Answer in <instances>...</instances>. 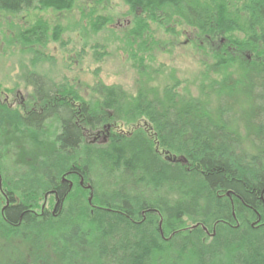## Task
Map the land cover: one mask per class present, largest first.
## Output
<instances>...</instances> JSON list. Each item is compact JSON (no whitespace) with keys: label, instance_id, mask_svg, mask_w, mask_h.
<instances>
[{"label":"trees","instance_id":"obj_1","mask_svg":"<svg viewBox=\"0 0 264 264\" xmlns=\"http://www.w3.org/2000/svg\"><path fill=\"white\" fill-rule=\"evenodd\" d=\"M78 1L0 0V13H69ZM123 2L133 17L126 52L134 62H143L157 49L149 22L163 27L174 23L190 28L209 44L226 36V44L219 42L222 48L212 51L216 69L246 63L249 54V66L264 79V0ZM109 23V18L96 16L92 26L98 32ZM48 30L46 21L36 20L21 32V46L45 45ZM51 34V40L58 42L60 28L53 27ZM32 80L25 81L33 87L38 109L19 118L20 126L37 135L53 120L58 133L51 155L35 163L20 184L52 197L53 205L57 198L62 209L52 216L50 204L42 210L17 198L14 190L4 189L0 228L7 235L27 232V237H49L53 255L37 252L26 260L0 264H67L69 253L76 255V249L91 250L95 264H155L156 257L167 258L157 264H264V163L236 153L238 143L228 139L224 129L209 135L214 123L202 116L198 123L183 126L193 137L181 140L183 133L175 127L182 120L145 93L129 98L117 88L102 87L104 98L97 105L66 84L56 86L36 74ZM104 110L116 116L108 118ZM139 120H144L142 125ZM121 123L144 129L143 149L132 150L127 136L112 130L99 145L103 130ZM86 137L94 143L86 142ZM173 158H184L187 168ZM3 171L0 158V177ZM175 190L178 203L199 216L189 229L181 228L176 205L166 202L174 201L170 191Z\"/></svg>","mask_w":264,"mask_h":264},{"label":"rangeland","instance_id":"obj_2","mask_svg":"<svg viewBox=\"0 0 264 264\" xmlns=\"http://www.w3.org/2000/svg\"><path fill=\"white\" fill-rule=\"evenodd\" d=\"M128 13L123 0L102 3L79 0L69 13L51 10L18 15L0 13V100L7 99L9 107L4 106L0 113V158L4 169L0 177V209L4 205L2 191L6 188L14 190L17 198L38 205L40 209L47 204L51 205L50 211L54 207L52 197L38 195L20 184L29 176L35 163L51 155L58 133V124L53 120L45 124L44 133L37 135L20 126L19 118L26 116L29 110L38 109L33 87L27 84L34 83L32 74L52 81L56 86L66 84L81 98L97 105L104 98L102 87L117 88L129 98L137 97L139 92L145 93L147 99L171 108L178 120H182L181 126L175 127L177 133H183L179 136L181 140L193 137L188 134L190 129L183 126L191 121L196 124L204 116L215 126L209 127V135L224 129L227 138L232 137L238 143L236 153L242 152L246 159L264 163V79L258 78L249 66L252 57L248 54L246 63L242 60L229 68L216 69L212 51L222 48L218 46L219 42L226 44L225 35L209 44L190 28L174 23L163 27L149 22L158 41L157 49L143 62H134L126 52L129 49L126 36L133 20ZM96 16L110 19L108 26L98 32L92 26ZM38 19L48 24V41L45 45L21 46L20 43L24 42L21 32ZM55 26L61 30L58 42L51 40ZM164 112L160 110V113ZM104 114L108 118L116 116L112 110H104ZM143 121L139 120L141 125ZM110 130L126 135L132 150L143 149L147 133L141 126L134 129L132 124L121 123L105 128L98 139L99 145L103 144ZM92 141V137H86V142ZM155 151L163 158L160 149ZM181 164L187 168V162ZM92 178L97 181L96 177ZM99 183L102 185L103 181L99 179ZM170 193L175 199L166 202L176 205L181 228H191L199 216L178 203L177 190ZM26 234L7 235L0 228V263L26 260L37 252L53 255L52 239L36 238L33 234L27 237ZM68 256L72 258L67 264H95L91 259L95 256L89 249H76V255L69 253ZM160 260L165 262L167 258L156 257L155 264ZM180 261L185 262L183 258Z\"/></svg>","mask_w":264,"mask_h":264},{"label":"flooded vegetation","instance_id":"obj_3","mask_svg":"<svg viewBox=\"0 0 264 264\" xmlns=\"http://www.w3.org/2000/svg\"><path fill=\"white\" fill-rule=\"evenodd\" d=\"M6 102H7V99H4V101L0 100V108H3L4 106H7ZM7 108H9V107L7 106ZM34 112H36V110L32 109V110H29L25 115L28 116L29 114L34 113ZM75 175H77V173ZM69 188H70V185L68 186V189ZM58 203H59V200L56 198V202L54 204V207H53L52 211L50 212L52 216H56V212H58V211H60L62 209V207H61L62 205L61 204L58 205ZM43 209H44V207H42V210ZM141 215H143V212L141 213Z\"/></svg>","mask_w":264,"mask_h":264},{"label":"water","instance_id":"obj_4","mask_svg":"<svg viewBox=\"0 0 264 264\" xmlns=\"http://www.w3.org/2000/svg\"><path fill=\"white\" fill-rule=\"evenodd\" d=\"M106 142V137L104 138V141H103V143H105ZM173 161L174 162H182V163H186V160L184 159V158H177V159H174L173 158ZM8 205V202H6V205L3 207V209L6 207ZM2 209V210H3Z\"/></svg>","mask_w":264,"mask_h":264}]
</instances>
